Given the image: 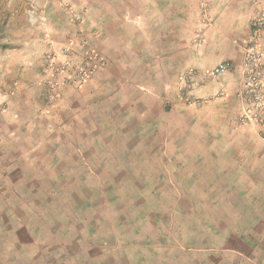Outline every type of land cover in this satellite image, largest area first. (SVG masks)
<instances>
[{"label":"rangeland","instance_id":"obj_1","mask_svg":"<svg viewBox=\"0 0 264 264\" xmlns=\"http://www.w3.org/2000/svg\"><path fill=\"white\" fill-rule=\"evenodd\" d=\"M213 6L0 0V264H208L207 229L234 212L213 207L200 161L223 148L214 108L243 109L214 103L228 82L208 74L243 26L225 18L208 44ZM89 51L105 65L79 83Z\"/></svg>","mask_w":264,"mask_h":264},{"label":"crops","instance_id":"obj_2","mask_svg":"<svg viewBox=\"0 0 264 264\" xmlns=\"http://www.w3.org/2000/svg\"><path fill=\"white\" fill-rule=\"evenodd\" d=\"M256 1L262 0H231L236 3L234 8H231L229 4H226L227 0H210L215 4L213 7L216 21L214 29L209 33L208 44L212 45L214 42L212 34L215 33V28L218 29L220 25H223L225 18L230 20L231 30L241 27L240 24L243 26L242 34L234 36L237 49L235 48L234 52L230 48L226 56L227 59L232 60L231 68L235 72L237 70V73H239L241 59L239 51L237 52L241 44L238 46V43L250 36V22L254 14V7L251 5ZM220 43L215 45V49L222 48ZM260 47L264 63V33L260 40ZM235 77L236 75L231 74H224L221 77V80H226L228 83H225L223 88L216 87L215 92L218 95L214 103H218L219 97L223 95L227 96L223 97L224 101L221 99V103L224 104L228 97L233 99L232 103H238L236 95L238 80ZM27 93L15 91L5 97L7 111L9 112L15 106L14 99L27 97ZM30 97L34 99L32 94ZM227 106L214 108L215 114L221 119L218 124H215L216 128L224 131L222 132L223 148L218 149L215 155L205 157L200 163L201 166L203 161L206 164L207 178L206 184L203 185L206 188L205 193L215 194L216 201L213 207L225 210L229 206L233 209L234 216L216 217L210 224L211 227L207 230L209 234L215 235L216 247L210 246L209 249H205L204 256L208 258V264H264V217L257 213L264 210V132L255 125L239 123L236 119L240 113L239 110ZM1 142L0 140V146ZM249 211L252 212L249 213ZM250 214L251 216L245 217ZM210 238L208 235L206 240L210 241Z\"/></svg>","mask_w":264,"mask_h":264},{"label":"built area","instance_id":"obj_3","mask_svg":"<svg viewBox=\"0 0 264 264\" xmlns=\"http://www.w3.org/2000/svg\"><path fill=\"white\" fill-rule=\"evenodd\" d=\"M263 33L264 6L251 22V33L245 44L239 67L242 91L238 93V98L243 103L239 120L245 124L255 125L264 131V63L260 47ZM84 60L85 66L77 75L79 83L84 82L92 75L96 67L105 65L101 57L92 51L84 55ZM230 69L231 64L228 62L220 63L208 75L217 77L227 73ZM50 99H53V97H50Z\"/></svg>","mask_w":264,"mask_h":264}]
</instances>
